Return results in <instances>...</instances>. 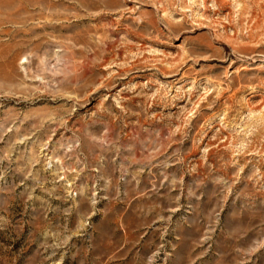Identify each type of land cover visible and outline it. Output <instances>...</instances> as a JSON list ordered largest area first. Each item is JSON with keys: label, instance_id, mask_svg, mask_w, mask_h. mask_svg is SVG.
I'll return each mask as SVG.
<instances>
[{"label": "rangeland", "instance_id": "1", "mask_svg": "<svg viewBox=\"0 0 264 264\" xmlns=\"http://www.w3.org/2000/svg\"><path fill=\"white\" fill-rule=\"evenodd\" d=\"M0 264H264V0H0Z\"/></svg>", "mask_w": 264, "mask_h": 264}]
</instances>
